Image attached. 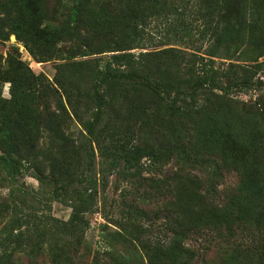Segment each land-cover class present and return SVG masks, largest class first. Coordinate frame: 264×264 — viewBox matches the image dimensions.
Here are the masks:
<instances>
[{
    "label": "trees",
    "instance_id": "trees-1",
    "mask_svg": "<svg viewBox=\"0 0 264 264\" xmlns=\"http://www.w3.org/2000/svg\"><path fill=\"white\" fill-rule=\"evenodd\" d=\"M247 1L0 0V40L14 34L40 62L61 56L60 43L70 49L63 58L68 60L56 65L54 81L36 74L17 53L6 57L0 53V84L10 83L11 93L9 99L0 98V173L15 187L26 174L41 183L39 190L13 188L10 199L0 201V223L7 220L0 264H23L20 253L35 257L45 250L52 264H74L90 224L87 214L98 203V175H104L105 168L116 170L122 162L138 169L145 157L154 165L174 155L213 169L212 174L203 181L192 176L196 188L179 186L171 194L164 232L129 222L132 229L125 228L129 235H105L104 254L99 251L97 258L112 254L114 264H197L203 255L193 241L202 235L236 242L225 264H264V104L257 103L255 112L236 111L230 104L223 106V95L215 94L218 108L203 119L202 106H196L200 91L231 89L219 84L211 60L207 74L199 76L188 92L195 105L175 109L173 105L185 99V92L176 88L182 79L178 64L195 60L196 55L176 47L142 50L151 41L150 26L184 19L187 9L198 7L215 39L212 57L226 58L243 44L263 52L264 23L249 19ZM88 54L102 56L72 60ZM235 86L255 87L251 81ZM127 87L129 93L112 95L116 88ZM163 107L172 115L183 109L181 117L190 116L199 155L182 154L179 143L170 150L124 141L139 122L151 132L168 123L178 126L165 118ZM72 113L85 132L84 140L68 132ZM117 121L126 123L127 129L123 131ZM96 150L104 159L99 170ZM224 170L236 172L240 180L216 202L212 177ZM48 197L69 203L68 220L41 210L50 203ZM129 217L153 221L143 208H132Z\"/></svg>",
    "mask_w": 264,
    "mask_h": 264
},
{
    "label": "rangeland",
    "instance_id": "rangeland-1",
    "mask_svg": "<svg viewBox=\"0 0 264 264\" xmlns=\"http://www.w3.org/2000/svg\"><path fill=\"white\" fill-rule=\"evenodd\" d=\"M247 8L249 19H257L264 23V0H248ZM199 13L198 7H191L182 16L184 19L153 24L149 28L150 32L147 33V37L151 41L147 42V49H142L143 51H148L165 47H176L187 54L196 55V57H192L195 60H185L184 63L178 64V73L182 79L177 83L176 88L185 92L183 95L185 99L174 104L173 107L177 109L182 104L195 105L189 98L188 92L199 76L207 74V67H209L212 60L214 62V74L217 76L219 84L221 86H231V89L228 92L220 89H215L212 92L210 88L206 91H200L196 99V106H202V118L204 119L209 112H213V110L218 108L215 94L223 95V101L225 102V104H222L223 106L230 104L236 111L255 112L256 106L259 107L257 103L264 104V51L262 52L252 45L243 44L234 48L226 58L223 55L212 57L210 55L211 47L215 39L212 33L207 31L209 29L207 20ZM62 14H65V12L63 11ZM162 41L167 42V44H161ZM58 46L63 49L62 57L58 56L40 62L12 34L9 40H0V53L5 57L10 52L17 53L22 60L30 65L36 74L43 73L50 81H54L56 65L68 60L63 58L68 57L70 52L69 44L60 43ZM142 50L135 49L134 52L139 53ZM99 56H102V54L77 56L72 60H94ZM242 81H251L255 87H243L240 89L235 86L236 83L239 84ZM87 84H90V81ZM130 89L131 87H127L124 90L116 88L112 95L123 96L129 93ZM0 98H11L10 83L0 84ZM161 110L167 120L177 121L178 126L174 127L168 123V127H157L156 131L153 130L151 132L146 123L139 122L133 128L134 132L124 135V141L130 146H154L170 150H173L179 143L182 154L188 152L193 155L192 158L199 155L197 154L200 152L198 149L197 130L194 129L190 116L181 117L183 109L177 115H172L168 107H163ZM70 121L68 132L78 140H84L83 133L85 132L73 113ZM117 123L123 127V131L127 129L126 123L121 121H117ZM96 156L97 169L99 170L100 163H103L104 159L98 150H96ZM186 160H181L178 155H174L173 158L162 159L151 165V159L145 157L140 162L138 169H130L129 164L125 162H122L113 171L105 168L106 172L104 175H98V203L94 211L87 214L90 224L85 232L80 256L74 260V264H93L95 260L99 264H114V256L112 254L102 256L104 254L102 252L103 246L105 245L104 237L113 234L115 236L116 232L129 235V231H125V228L128 230L132 229V226H129V222L141 223L156 232H164L167 229L166 224L168 222L165 218V214H167L165 208L171 194L177 191L179 186L196 188L195 185L192 187L191 177L196 175L199 180L203 181L205 180L204 177L211 175L213 171V169H208L202 165L195 166ZM109 162L110 160L108 164ZM102 170L104 169L102 168ZM212 178H214L213 186L216 202L224 200L236 188L240 180L239 175L230 170H224L222 175L216 177L213 175ZM3 179L4 175L0 173V201L6 198L10 199L9 194L13 188L16 191L20 188L23 191L39 190L41 188V183L29 174L24 175L19 184L20 186L16 187L10 181H3ZM45 190L47 191L48 189ZM48 200L50 203L42 206L41 210L50 212L60 219H69L72 213V207L68 205L69 203H61L50 199V197H48ZM132 208L146 209L153 221H146L140 217L131 219L129 212ZM161 211L162 215L160 214L157 217L156 214ZM6 222L7 220H3L0 223V239L4 234ZM196 237L198 238L193 241L194 247L203 255V258L199 259L197 264H225V256L236 245V242L227 241L224 236H216L214 239L202 235ZM117 247L122 249L119 243ZM207 247H210V249H207ZM99 251H101L102 255L99 253L100 256L98 255L97 258ZM18 256L23 264H52L46 254V250L35 257H30L24 253H20Z\"/></svg>",
    "mask_w": 264,
    "mask_h": 264
}]
</instances>
